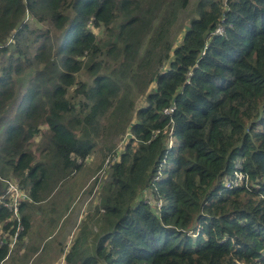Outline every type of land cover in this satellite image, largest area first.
<instances>
[{"label":"trees","instance_id":"1","mask_svg":"<svg viewBox=\"0 0 264 264\" xmlns=\"http://www.w3.org/2000/svg\"><path fill=\"white\" fill-rule=\"evenodd\" d=\"M190 1L0 0V198L115 157L94 255L69 264H264V0H199L175 45Z\"/></svg>","mask_w":264,"mask_h":264},{"label":"rangeland","instance_id":"2","mask_svg":"<svg viewBox=\"0 0 264 264\" xmlns=\"http://www.w3.org/2000/svg\"><path fill=\"white\" fill-rule=\"evenodd\" d=\"M198 1L199 0H191L189 7L180 14L178 24L174 31L175 45L179 44L183 33L187 30L189 22L192 19L196 9L195 5ZM95 33L99 34V31H95ZM142 103V98L136 99V107H140ZM127 136L128 135H125L123 140L115 138L113 139V143L110 144L111 146H115L114 150L118 154L123 151L124 144L127 141ZM108 145L109 144H105L104 146L108 147ZM95 160L96 153L88 158L84 165L80 167L77 172L73 173L72 175H68L57 185L53 184L52 182L49 184V186L47 183L44 184L41 188V195H43L42 198L46 201L41 207L33 208V210L39 214L38 216H55L58 219H60L62 216H81L82 218L77 228H75V230L70 234V237L66 240L64 244L65 246L62 249L63 256L57 264H60L62 258H65V255L69 253L77 235L82 232L81 230L83 229V226L88 224L91 232L89 237L95 238L93 242L90 239L89 243L81 242L80 244V242H77L78 245L74 248V252H77L75 258L78 260H83L94 255V246L98 240V237L103 231V225L105 222L103 221L102 215L104 213L100 211L101 209H98V206L102 197V188L107 182H109L110 172L107 167L115 161V157L112 158L110 152L105 151L102 166L94 173V171H92V166L96 164L97 160ZM31 216H35V214L31 212ZM38 220L39 223L37 225L35 234L38 235L42 233V238L44 235L51 234V228H54L55 224L57 223V220L52 219L49 220V222L47 221L44 226L40 228V225H43L41 221L45 220V218H38ZM52 221L54 225L50 226L49 224ZM21 246L25 248V241H23V239H21L20 243L12 253L16 254L20 252V250H23ZM57 247L58 240L56 238L50 240L46 239L42 244H40L38 258H35L30 262L27 261L25 264L46 263V259H50L49 256L53 254L52 249H56Z\"/></svg>","mask_w":264,"mask_h":264},{"label":"crops","instance_id":"3","mask_svg":"<svg viewBox=\"0 0 264 264\" xmlns=\"http://www.w3.org/2000/svg\"><path fill=\"white\" fill-rule=\"evenodd\" d=\"M45 201L46 200H44L43 198L38 199V201L31 199L30 203L27 202L22 205V218L28 223V229L26 230V234L23 238V241H25V248L21 246L23 250H20V252L16 254L12 253L10 257L2 264H25L27 261L30 262L33 259L38 258L40 244H42L46 239L50 240L53 238H56L58 240V247L56 249H52L53 254L49 256L50 259H46V263L44 264H57L58 261L61 259V257L63 256L62 249L65 246L64 244L66 240L70 237V234L75 230V228H77L82 218L81 216H62L60 219H58L55 216H38L39 214H37V212L34 211L33 208L41 207ZM31 212L35 214V216H31ZM38 218H45V220L41 221L43 225H40V228H42L47 221L49 222V220H57V223L55 224L54 228H51V234L44 235L43 238L41 237L42 233L38 235L35 234V231L37 230V225L39 223ZM49 225H54L53 221ZM1 229L3 230L2 225L0 226V233L2 231ZM81 231L82 232L77 235L69 253L78 245L77 242H80L81 244V242L89 243L90 239L92 240V242L94 241L95 237H89V234L91 232L90 227H88V224L83 226V229Z\"/></svg>","mask_w":264,"mask_h":264},{"label":"built area","instance_id":"4","mask_svg":"<svg viewBox=\"0 0 264 264\" xmlns=\"http://www.w3.org/2000/svg\"><path fill=\"white\" fill-rule=\"evenodd\" d=\"M223 29L218 27L215 31V34H222ZM173 112V108L166 109L163 111V114L168 115ZM159 131L154 133L156 136ZM171 136V135H170ZM241 163H237L235 165V171L232 176L224 182V186L226 189H231L234 187H241L248 185V177L246 174L241 172ZM5 184V193L0 198V206L5 208L9 213V218L7 220L10 223V227H8L6 232L3 230L0 233L1 237V245L6 244L8 246V253L5 259L1 262L4 263L12 254L13 250L18 246L21 239L24 238V226L22 224V215L20 213V207L24 203H30L31 199L28 194V191L25 190L21 185L19 180L16 178L4 179L2 180ZM60 264H69L66 262L65 258H62Z\"/></svg>","mask_w":264,"mask_h":264}]
</instances>
